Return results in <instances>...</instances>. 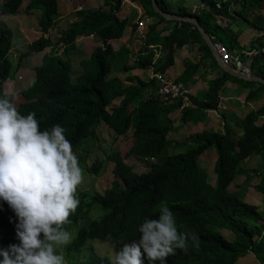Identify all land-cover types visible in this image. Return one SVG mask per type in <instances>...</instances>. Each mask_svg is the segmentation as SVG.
Returning <instances> with one entry per match:
<instances>
[{
    "label": "trees",
    "instance_id": "1",
    "mask_svg": "<svg viewBox=\"0 0 264 264\" xmlns=\"http://www.w3.org/2000/svg\"><path fill=\"white\" fill-rule=\"evenodd\" d=\"M124 1L105 0L108 12L79 13L62 32L65 55L77 49L75 41L80 36L93 35L103 43L80 63L82 69L74 81L70 60L50 56L37 70L34 86L17 98L4 94V83L11 75L9 52L14 36L2 17L30 16L40 11L43 36L31 47L39 52L55 47L44 35L57 25L60 0H28L24 8V0L0 2V264H64L67 257L73 258L67 264H113L93 250V242L119 244L132 239L149 240L150 256L126 254L115 264H186L185 259L178 261L184 253L177 255L186 246L185 236L191 233L208 242L202 264H237L251 254L264 264V217L256 206L239 197L243 190H229L248 158L259 156L257 172L264 171V103L239 117L228 110L222 112L219 98L226 83L231 82L240 86L239 94L250 87L246 102H253L264 95V85L222 72L206 92L196 98L187 95L190 105L185 108L184 96L170 102L161 98L156 77L147 83L137 80L131 86L117 77L110 79L117 53L109 41L121 40L131 22L118 17ZM156 1L165 13L198 20L214 43L220 41L231 56L249 65L252 75L264 79V34L245 48L240 35L230 29L239 21L264 33V16L257 12L264 7V0H199L197 10L185 6V0H179L176 8L170 0ZM131 2L141 7L150 23L144 29V44L135 61L122 67L124 71L152 70L155 76L164 75L174 65L175 53L189 45L198 47L201 61L210 60L218 67L197 27L165 20L155 11L152 0ZM221 20L229 24L223 27ZM160 24L172 27L159 30ZM137 28L138 23L133 24L131 32ZM157 53L162 55L156 57ZM200 65L187 62L175 83L188 87ZM120 71L117 69L116 74ZM117 99H121L120 104L109 109ZM180 109L183 125L199 123L207 112H217L224 132L198 134L194 138L197 145L171 155L168 135L172 124L168 116ZM100 123L117 140L122 138V144L119 152L112 151L105 155V161L88 166L86 145L91 139L100 140L96 133ZM131 129L133 136L128 134ZM55 135L57 146L52 144ZM124 139L134 140L127 151ZM212 148L217 155L214 187L208 184L198 162ZM133 156L155 159L156 164L149 166L147 174H135L125 164V159ZM110 162L126 190L115 182L102 196L74 186L75 180L82 184L83 176H96ZM255 189L264 195V174ZM163 203L171 205L175 213L166 209L162 219L156 210ZM93 210L103 213L91 224L85 219ZM223 229L234 235L233 242L221 236L219 230ZM83 250L88 253L81 259L78 254Z\"/></svg>",
    "mask_w": 264,
    "mask_h": 264
},
{
    "label": "rangeland",
    "instance_id": "2",
    "mask_svg": "<svg viewBox=\"0 0 264 264\" xmlns=\"http://www.w3.org/2000/svg\"><path fill=\"white\" fill-rule=\"evenodd\" d=\"M2 1H5V0H0V2H2ZM125 1L131 3V0H125ZM178 1L179 0H172V1L170 0L169 2L171 3L172 7L176 8L178 5V3H177ZM27 3H28V0H24L23 8L27 5ZM184 3H185V6L192 8V10H197L201 6L199 0H185ZM131 7L132 6L129 3L124 2V9H122V11L118 14V17L120 19L127 18V19H129V21H131L129 24V30L126 29L125 34H124V42H126L128 44V48H127V46H125L127 53L124 54V56H125L123 59L124 63L121 64L122 67L126 66L127 61H129L130 63L131 62L133 63L132 59L134 56L131 55V57L129 58V55L132 53L133 54L135 53L134 55H136L137 52L139 51V49L144 44L143 43L144 37H145L144 31L141 34H139V32H138L137 35H135V32L134 33L131 32V26L133 24L138 23V21L142 20L141 18H143L144 12H142L141 18L138 19L139 13L137 12V10L138 9L141 10V7L138 5L135 6V7H137V9H135L133 7L131 8ZM91 10H102L104 12H108L109 7L105 5V0H60L59 12L63 11L67 15L62 14L63 12L60 13V17H62L63 15L65 16L64 18H61L62 20H64V23H61V21H62L61 19L58 20L57 25H59V26L53 28L51 31V34L53 35L52 39L55 42V46H56V52L61 55V56L59 55V57L63 58L64 60H70V62H71L70 77L73 81L75 80V78L77 77V75L80 73V71L82 69V67H80V63L83 60H87L88 59L87 57L90 56L92 53L90 54L89 50H86L83 47V45H82V47L80 46V44H82V43H81V39L79 37V38H77V41L75 43L77 49L70 51L69 53H67L65 55L64 51L62 50L64 45L62 43H58V40L60 39V34H62L61 30L70 28L71 24L73 22H75L76 18H78L77 15L78 16L81 15L79 13H82V12L86 13V12L91 11ZM141 11H143V10H141ZM133 12L135 13L134 15H132ZM257 12L264 16V7L262 8V10H257ZM129 14H130V16H129ZM40 16H41L40 11H34L33 14L30 15V17H26L23 15L2 17L3 21L12 27L11 29L13 30V35L15 36L14 41H13L12 53H15L19 56L24 55L25 50L22 48V45H26V42H28V44H29V43H32V42L36 41L37 39H39L40 34H38L37 31H38V27H39L38 26V20L40 19ZM155 21L156 20H154V22ZM219 24L221 26L225 27L227 24H229V22H227V20H221V21H219ZM146 26H148V25H146ZM14 29H17V30H14ZM230 29L233 32L240 35L239 36L240 44L242 46H244L245 48L249 47V44L253 38H256V37L258 38L264 34L263 32L251 30L250 28L246 27V25L242 24L239 21L234 22L230 26ZM57 30H58V32H57ZM22 31H24V33ZM96 39H97V42H100V40L98 38H96ZM261 43H263V42H261ZM17 44L20 46H18ZM101 45H102V43H101ZM111 46H112L113 50H114V48L119 47L118 44H116V43L114 45H111ZM130 47L133 48V51L129 50ZM48 50L49 49H47L45 51H48ZM161 55L162 54L157 53L156 57L161 56ZM52 57L55 58L56 57L55 54ZM18 59L19 58H16V60H18ZM28 59L30 60V62L25 64V66L27 67L26 71H28L29 73H33L34 72V66H35V59L32 58L31 56H29ZM134 59H135V57H134ZM129 62H127V63H129ZM116 63L120 67L119 61ZM114 64H115V62H114ZM114 64L111 65V71H110L111 75L109 77L110 79L117 77L126 86H128V85L125 83L131 82L130 85L135 83V81H132V79L134 77L129 76V75H131V71L128 72V71L122 70V71H120L119 74H116L117 69L120 70V68L114 69V67H113ZM15 70H16V66H13V71H15ZM23 71H25V70H23ZM143 75L144 74H142V76ZM125 76H128V77H125ZM16 78H17V72L13 73V74L11 73V77L7 83V87L11 86V88H8L6 90L9 94L14 93V92L17 93V92L21 91L22 89H26L28 87L27 84L18 86ZM33 78H34V76L32 75L31 80ZM27 81H28V78H27ZM20 83H24V81L20 82ZM143 83H145V82H143ZM234 86L238 87V88L240 87L239 85H234ZM12 88H14L15 90ZM249 88L250 87L244 88L246 90V93L249 92ZM253 89H255V88L253 87ZM260 97H262V96H260ZM262 103H264V101H262V100L258 101V106H260ZM118 104L119 103H117L115 105H118ZM173 127H174V125H173ZM185 132L186 131L183 132V130H181L180 133H181V135H184ZM97 133H98V137L100 138V140L91 139L86 145V149L90 152V157H89V161H88L89 166H91L95 161H104L106 159L105 155L110 153L111 151H118V152L120 151L119 139L117 140L115 138V136L112 135L111 132L107 131L105 125L100 124ZM176 134L178 135V133H176ZM237 137H238V133H237ZM124 141L126 143L125 146H127V148H126V151H127L131 147L132 140L124 139ZM52 144L57 146V141H56L55 136L52 139ZM188 144L189 145H187L186 148H188L190 146L193 147V146L197 145L194 141L193 142L191 141ZM186 148L181 149V150L185 151ZM193 149H195V148H193ZM181 150H178V151H181ZM212 152L216 154V151L214 149L212 150ZM121 153H124V152H121ZM71 155H72V157H75L74 152H72ZM207 161L209 163L208 165L210 166L206 170L209 183L215 184L216 176H215V173L213 172V169H212L213 165L215 164V159L212 157V159H208ZM246 161L247 162L243 163V166H242L243 169L238 171V173L240 175L237 176L235 182H233V184L231 185V188L229 190L230 191L235 190V189H237V187L239 189L243 188L244 192H241L239 197L242 198L244 201H246L248 204L255 205L258 208L259 212H261V214L264 217V201H263L264 195L259 194L260 195L259 196L256 193H253L250 195L247 193V188H252L259 183V181L261 179V175H259V174L260 173L264 174V171L263 172L260 171L259 173L257 172V170L260 166L261 160H260L259 156H253V157L248 158ZM129 163L130 164L135 163L134 170L137 173H143V172L148 171L147 168H148V165L150 164L149 162H145L143 160H137V159L136 160L131 159L129 161ZM263 170H264V168H263ZM241 173H243V174H241ZM112 181H113V179H112V176L110 174V171H107L105 173H102L98 177H93L91 175L86 176L85 179L82 181V184L80 181L75 180L74 186L76 188H80V186L82 185L81 188L84 191L95 189L96 193L103 194V192L106 189L110 188ZM222 234L226 238H228L229 240L234 239L233 236L226 231L222 232ZM128 244H132L134 246L135 245L137 246L138 244H144V243L130 242V243H127V245ZM127 245H123V246L119 247L117 249V251L119 250L122 252L123 250H125V248H127ZM93 250L98 255L104 256L102 258H107L108 260L110 259L111 261L116 260L114 258L116 255L115 245L100 242V243L93 245ZM87 253L88 252L86 250H83L82 253L78 254V255H80L79 257L82 259L87 255ZM69 259H73V258L67 257L66 260L63 261V263L64 264L69 263L70 262ZM237 264H260V263L256 260L255 256L253 254H251V255H248L244 259H240L237 262Z\"/></svg>",
    "mask_w": 264,
    "mask_h": 264
},
{
    "label": "crops",
    "instance_id": "3",
    "mask_svg": "<svg viewBox=\"0 0 264 264\" xmlns=\"http://www.w3.org/2000/svg\"><path fill=\"white\" fill-rule=\"evenodd\" d=\"M125 3H129L133 8L137 9V7H135L136 4H133L132 2L131 3L126 2V1H125ZM123 9H124V5H123ZM141 10L140 9L137 10V12L139 13V15H138L139 18H141V14L143 12ZM62 12L63 11H61L60 13H62ZM62 14L67 15L64 12ZM130 14H129V16H130ZM134 14L135 13L133 12L132 15H134ZM64 15L61 18H64L65 17ZM61 23H64V20H62ZM160 26H159L160 27L159 30L163 29L164 27H168V28L172 27V25H165V24H160ZM127 30H129V28H127ZM57 32H58V30H57ZM166 34H168V32L164 33V35H166ZM80 39H81V43H82V44H80V46L82 47V45H83V47L86 50H89L90 54L97 47H101L103 45V44L101 45V43H102L101 41L97 42V39L94 36H92V37H80ZM109 43L111 45H114L116 43L119 46L118 48H114V51L117 53V57H116L117 61L116 62L119 61L120 67L118 66V64L116 62H115L113 67H114V69L120 68V70H121L122 69L121 64L124 63V60H123L125 57L124 54L127 53V52H123L122 48H125V46H127V48H128V44L126 42H124V37L121 40L110 41ZM134 54L133 53L130 54L129 58L131 57V55L135 56ZM201 56L202 55L198 51L197 46H192V45L185 46L184 48H182L181 50H178L175 53V63L165 73V75H167L171 80L176 81L185 71V65L187 62L191 61L194 63H201L197 73L193 77L194 82L189 84L188 87H186L182 84L180 85V86H182V88L185 91H187V94L189 95V97L191 96V97L196 98L197 96L200 95V93L206 92L209 89L210 83L213 80L218 79L222 75V72H224L219 67V65H218V67L214 66L210 60L201 61ZM234 58H236V57H234ZM133 59H134V57H133ZM133 59H132V61H133ZM127 62H129V61H127ZM127 62H126V66H131L133 64L132 62L131 63L130 62L127 63ZM235 65H237V63H235ZM124 69L125 68H123V70ZM142 74H144V75L142 76ZM153 75L154 74H153L152 70L142 71V70L136 69V70H132L131 75H129V76H133L136 79L135 83H133L134 85H136L138 82L137 80H140L142 82L147 83L149 80H151L153 78ZM125 77H128V76H125ZM130 83H125V84H127L128 86H131ZM254 88L257 89V86H255ZM239 90L240 89H238V87H235L231 82H227L225 87L220 92V99H222V100H220V102L223 105H226L228 107V111L235 113V115H237L239 117H244L250 111L255 110L259 107L258 101H260V100L264 101V95L263 94L259 95L253 102H246V97H247L246 90L244 89L240 94L238 93ZM260 96H262V97H260ZM185 104H187V106L190 105V103H185ZM191 107L194 110H196L197 106L192 105ZM181 118H182V113L180 110L174 111L173 113H171L168 116V119L171 121V124H172V130L169 133L168 137H169V142L172 144L171 150H172V152H175V153L184 152V150H181V149H185L186 146L189 145L188 144L189 142H191V141L193 142L195 136L198 134H201L203 132H215V133H223L224 132L223 120L221 119L219 114H216L213 111L207 112L205 120H203L199 123H196V124L187 123V124L183 125L181 123ZM173 125H174V127H173ZM181 130H183V132L186 131L184 135H181V133H180ZM232 131H234V130H232ZM175 132L178 133V135ZM238 135H239V133H238ZM189 148H191V146L186 148V149H189ZM213 149L214 148L210 149L211 151L208 150L200 159L201 165L205 168L210 167L208 165L209 164L207 161L208 159H212V157H213L216 161L217 157H216V154L212 152ZM178 150H181V151H178ZM260 160H261V158H260ZM241 174H243V173H241ZM239 175L240 174L238 173L237 176H239ZM259 175H263V173H260ZM254 187L247 188V193L250 195L253 193H256L258 195L259 194L262 195L260 192L255 190ZM237 190H244V189L243 188L239 189L237 187ZM263 201H264V199H263Z\"/></svg>",
    "mask_w": 264,
    "mask_h": 264
},
{
    "label": "clouds",
    "instance_id": "4",
    "mask_svg": "<svg viewBox=\"0 0 264 264\" xmlns=\"http://www.w3.org/2000/svg\"><path fill=\"white\" fill-rule=\"evenodd\" d=\"M3 2V1H2ZM125 2V1H124ZM15 16H20V15H15ZM23 16H26V15H23ZM4 17H7V16H4ZM26 17H30V16H26ZM41 17V16H40ZM61 17H60V12H59V19H60ZM58 19V20H59ZM140 19V18H139ZM142 20H140V22L141 21H143L144 19H145V17H144V15H143V18H141ZM139 21H138V23H140ZM6 23V22H5ZM7 24V23H6ZM8 25V24H7ZM146 25H149V23L148 24H146ZM146 25H145V27H144V29L146 28ZM9 26V25H8ZM38 26H39V20H38ZM10 28H12L11 26H9ZM55 27H58V25H56ZM54 27V28H55ZM53 29V28H52ZM52 29L50 30V32H49V34H46V35H44V38H46V39H50L51 41H52V45H55V42L53 41V35L51 34V31H52ZM58 29V28H57ZM144 29H143V31H144ZM14 30H17V29H14ZM64 30H66V29H63V30H61V33L64 31ZM13 31V30H12ZM23 33H24V31H22ZM38 34H40V37H39V39H37L36 41H34V42H32V43H29L28 44V42H26V45H22V48L25 50V53H24V55H21V56H19V55H17V54H15V53H12V49H11V51L9 52V59H10V61H11V64H12V69H11V72L10 73H16L17 72V78H16V81H17V83H18V86H21V85H25V84H27L28 85V87L26 88V89H22L21 91H19V92H14V93H11V94H9L6 90L8 89V88H11V86L10 87H7V83H8V80L10 79V77H11V75L9 76V78L7 79V81H5V83H4V94L5 95H7V96H14V97H18L19 95H21V93L22 92H25V91H28L29 89H31L33 86H34V84H35V81H36V73H37V70L39 69V68H42V67H44V65H45V63H46V61L47 60H50L51 58H50V56H53L54 54H55V56H59L60 54L59 53H57L56 52V46L54 47V46H50V47H46L45 49H43V50H41V51H39V52H37V51H34V50H32L31 49V47H32V44L33 43H35V42H37L38 40H40V38H41V36H43V34H42V32H41V29H40V27H38ZM139 31H138V28H137V31L135 32V35H137V33H138ZM14 36V35H13ZM61 36H62V34H60V38H61ZM93 35H91V36H87V37H92ZM80 37H84V36H80ZM95 37V36H94ZM14 38H15V36H14ZM14 38H13V41H14ZM79 38V37H78ZM76 41H77V39H76ZM76 41H75V43H76ZM110 42V41H109ZM58 43H62L63 45H64V43L63 42H61L60 41V39L58 40ZM103 44V43H102ZM18 45V44H17ZM18 46H20V45H18ZM102 47V46H101ZM12 48H13V45H12ZM65 48H66V46L64 45L63 46V51L65 52ZM77 48V47H76ZM98 48V47H97ZM96 48V49H97ZM47 49H49L48 51H45V50H47ZM75 50V49H74ZM130 50V49H129ZM73 51V50H72ZM95 51V50H94ZM93 51V52H94ZM130 51H133V48H132V50H130ZM92 52V53H93ZM29 56H31L32 58H34L35 59V66H34V72L33 73H29L28 71H26L27 70V67L25 66V64H27V63H29L30 62V60L28 59V57ZM61 56V55H60ZM91 56V55H90ZM90 56H88L87 58H89ZM16 58H19L18 60H16ZM63 59V58H62ZM135 61V59H133V62ZM238 62H240V61H238ZM15 65H14V64ZM13 66H16V70L15 71H13ZM23 70H25V71H23ZM123 70V68L121 69V71ZM32 75L34 76V78L31 80V78H32ZM165 75V74H164ZM252 75V74H251ZM167 76V75H166ZM156 76L155 75H153V78H155ZM168 77V76H167ZM27 78H28V81H27ZM152 78V79H153ZM72 80V79H71ZM24 81V83H20V82H23ZM73 81V80H72ZM31 82V83H30ZM175 82V81H174ZM33 83V84H32ZM182 87V86H181ZM12 89H14V88H12ZM158 89H159V82H158ZM15 90V89H14ZM188 95V94H187ZM185 101V100H184ZM120 102H121V99H117V100H115V101H113L112 102V104H111V106L109 107V109L110 108H113V107H115V106H118L119 104H120ZM117 103H119L118 105H115V104H117ZM185 103H189V100L188 101H185L184 102V107L186 108L187 107V104H185ZM222 104V103H221ZM182 109H180V111H181ZM216 114H218L217 112H215ZM100 124H103V123H100ZM99 124V125H100ZM99 125L97 126V128H96V133H97V131H98V129H99ZM103 125H105V124H103ZM129 135H131V136H133V129H131L130 131H129V133H128ZM97 135H98V133H97ZM55 137H56V135H55ZM57 138V137H56ZM119 141L120 142H122V138H119ZM122 144V143H121ZM120 144V145H121ZM134 144V140H132V144H131V146ZM171 146V145H170ZM187 150V149H186ZM185 150V151H186ZM184 151V152H185ZM72 152H74V151H72ZM71 152V153H72ZM112 152V151H111ZM110 152V153H111ZM168 152L171 154V155H176V154H180V153H184V152H180V153H175V152H172V150H171V147L169 148V150H168ZM75 153V152H74ZM125 153V152H124ZM206 153V152H205ZM204 153V154H205ZM109 154V153H108ZM203 154V155H204ZM202 155V156H203ZM201 156V157H202ZM124 157V156H123ZM201 157L199 158V160H198V162H199V166H200V168H201V170L202 171H204L206 174H207V172H206V170H207V168H205V167H203L202 165H201V163H200V159H201ZM216 157H217V155H216ZM106 158H107V156H106ZM131 159H134V160H143V161H145V162H149L150 164L148 165V171H146V172H143V173H137L135 170H134V167H135V163H129V161L131 160ZM106 160V159H105ZM104 160V161H105ZM88 161H89V159H88ZM88 161H87V165H88ZM216 161H217V158H216ZM216 161H215V164L213 165V167H212V169H213V172L215 173V165H216ZM96 162V161H95ZM125 164L127 165V166H129L131 169H132V172L133 173H135V174H138V175H143V174H147L149 171H150V169H149V166H152V165H155L156 164V161H155V159H141V158H139V157H136V156H133V157H131V158H129V159H125ZM89 166V165H88ZM114 166H115V164L114 163H108L104 168H103V171H101V169H100V171H99V173L96 175V176H93V175H91V176H93V177H98V176H100L102 173H105V172H107V171H110V174H111V176H112V179H113V181H112V183H111V186H110V188H108V189H106L104 192H103V194H99V193H97V194H99V195H104L105 194V192H107V191H109V190H111L112 189V187H113V185H114V183L115 182H117L120 186H121V188L123 189V190H126V186L124 185V182H123V180L121 179V177H119V176H117L114 172H113V170H114ZM203 167V168H202ZM84 172H86V170H85V168H84ZM86 176H88V174L86 175ZM85 176V177H86ZM215 176H216V174H215ZM85 177H83V179H82V181L85 179ZM237 178V177H236ZM216 179H217V177H216ZM236 180V179H235ZM207 182H208V184L210 185V186H212V187H214L215 186V184H216V181H215V184H210L209 183V180H208V175H207ZM235 182V181H234ZM81 187V186H80ZM255 188V187H254ZM92 190H95V189H92ZM91 190H87L86 192L87 193H89ZM96 192V191H95ZM246 202V201H245ZM247 203V202H246ZM255 206V205H254ZM166 209L167 210H169V211H171V212H173V214L175 213L174 212V210H173V208H172V206L171 205H169V204H167V203H163V204H161V206H159L158 208H157V210H156V213H162V219L166 216V214H167V211H166ZM0 211H2V207L0 206ZM92 214L90 215V217L89 218H87V219H85V221H88L89 223H91V224H94L92 221L93 220H96L97 219V215H100V214H102L103 212L102 211H98V210H93L92 212H91ZM173 214H171V215H173ZM171 215H169L167 218H166V220H165V222H167V220L169 219V217L171 216ZM1 217V216H0ZM84 221V222H85ZM163 228V226L161 227V228H159V229H162ZM224 231H226V232H228L229 234H231L232 236H233V238H234V235L231 233V232H229L228 230H226V229H223V230H219V233L221 234V236H223L225 239H227V240H229L228 238H226L223 234H222V232H224ZM202 240V237L200 236L199 238H198V236H196V235H194V234H192L191 233V235H186L185 236V242H186V246L182 249V251L177 255V256H179L180 254H182V253H184L179 259H178V261H180V260H182V259H185L186 260V264H202V258H203V255H204V253L206 252V250H207V248H208V242H202L201 241ZM235 240V238L234 239H232V240H229V241H231V242H233ZM130 242H137V243H144V244H138L137 246L135 245H132V244H128L127 245V243H130ZM94 244H97V243H100L99 241H95V242H93ZM107 244H111V245H115V247H116V250H115V253H116V255H115V261H110L111 263H113V264H115V262L116 261H119V259H121L124 255H126V254H134V255H136V256H139V257H149L150 256V254H151V242L149 241V240H135V239H132V240H126V241H123V242H121V243H119V244H112V243H107ZM123 245H127V248H125V250H123L122 252L121 251H117V249L119 248V247H121V246H123ZM189 246H190V248H189ZM189 248V249H188ZM176 256V257H177ZM175 259V258H174ZM177 261V262H178ZM132 264H135V263H132ZM177 264V263H176Z\"/></svg>",
    "mask_w": 264,
    "mask_h": 264
},
{
    "label": "built area",
    "instance_id": "5",
    "mask_svg": "<svg viewBox=\"0 0 264 264\" xmlns=\"http://www.w3.org/2000/svg\"><path fill=\"white\" fill-rule=\"evenodd\" d=\"M218 8H220V6H218ZM148 23H150V20L148 18H145L143 21L138 23L139 34H141L143 32L145 25ZM215 47H216V50H217L218 54L220 55L221 59L226 64H228L232 67L237 66V65H235V63L238 64V58L237 57L234 58L233 56H231L229 54V52L226 50V48L224 46H222V44L215 43ZM129 49L132 50V47H130ZM261 54L264 57V43L262 45ZM240 70L242 73H244L246 75L252 74L251 70L249 69L248 64L243 65L241 63ZM156 78L159 82L158 93L165 102L178 100L179 98H181L183 96H184L183 99L185 101H188L187 91H185L180 85H177L169 77H167L166 75H157ZM219 98H220V96H219ZM220 100H222V99H220ZM220 109L222 112H225L228 110V107L226 105L220 104Z\"/></svg>",
    "mask_w": 264,
    "mask_h": 264
},
{
    "label": "water",
    "instance_id": "6",
    "mask_svg": "<svg viewBox=\"0 0 264 264\" xmlns=\"http://www.w3.org/2000/svg\"><path fill=\"white\" fill-rule=\"evenodd\" d=\"M152 3H153V7H154L155 11L158 14H160L165 20L171 21V22H188V23L194 25L195 27H197L199 32L201 33L204 41L210 47L212 54H213V57L217 61L219 67L224 72H226L229 75L234 76L236 78L243 79L245 81L255 82V83H259V84L264 85V79L263 78H260V77H257L255 75H251V74L246 75V74L242 73L240 70L241 62H238L236 67H232V66L226 64L221 59L220 55L218 54L216 47H215V43L213 41V38L209 34H207V32L200 26L198 20H196L194 18H190V17H181L178 15L165 13L158 7L156 0H152ZM218 44H221V42L219 41Z\"/></svg>",
    "mask_w": 264,
    "mask_h": 264
}]
</instances>
